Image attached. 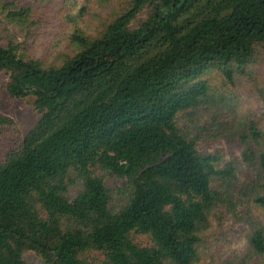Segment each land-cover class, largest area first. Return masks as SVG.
Returning <instances> with one entry per match:
<instances>
[{
    "label": "trees",
    "instance_id": "trees-1",
    "mask_svg": "<svg viewBox=\"0 0 264 264\" xmlns=\"http://www.w3.org/2000/svg\"><path fill=\"white\" fill-rule=\"evenodd\" d=\"M56 1L0 0V29L28 37ZM57 12L67 31L44 58L0 35V75L41 117L0 163V264H28V253L43 264H199L211 216L238 213L237 169L201 155L182 120L230 101L212 77L233 87L264 57V0H60ZM12 125L0 116V137ZM238 138L257 173L249 205L264 213V124L246 119ZM97 171L126 182L120 210ZM248 224L264 264V226Z\"/></svg>",
    "mask_w": 264,
    "mask_h": 264
},
{
    "label": "rangeland",
    "instance_id": "rangeland-1",
    "mask_svg": "<svg viewBox=\"0 0 264 264\" xmlns=\"http://www.w3.org/2000/svg\"><path fill=\"white\" fill-rule=\"evenodd\" d=\"M42 0H31L40 4ZM55 3L45 4V16L41 26L28 37L19 36L15 30L0 29L5 42L16 40L24 45L31 57L44 58L52 48V43L63 39L66 25L60 21ZM48 5V6H47ZM98 10L100 11L98 5ZM92 15L95 7L92 6ZM101 12V11H100ZM103 15V12H101ZM97 17V16H96ZM96 17L91 19L94 22ZM9 76L0 75V116L9 118L13 125L6 128L0 137V163L6 161L8 155L22 148L27 135L38 125L41 117L33 107L34 98L21 101L13 98L8 86ZM213 88L217 95L225 94L230 101L226 104H210L202 107L191 118L182 120V128L197 142V150L201 155H218L226 164H233L237 169V181L233 185L234 198L239 203L237 215L226 211L216 212L210 218V227L205 232L204 242L200 247L201 262L199 264H260L262 259L250 254L248 237L249 221H256L264 226V213L252 209L247 196L252 185L257 181V173L243 161L244 148L239 142V131L246 119L259 120L264 124V57L259 58L251 69V75L236 80L233 87H226L217 77H212ZM219 100L218 96H214ZM103 178L113 195V207L116 211L126 204V182L102 171L96 173ZM79 184L71 188V198L80 190ZM135 242L143 247L151 246L147 237L135 236ZM91 261H103L99 254L93 253ZM28 264H43L35 253L24 256Z\"/></svg>",
    "mask_w": 264,
    "mask_h": 264
}]
</instances>
